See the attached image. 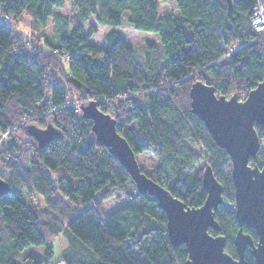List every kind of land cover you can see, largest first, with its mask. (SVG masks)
I'll return each instance as SVG.
<instances>
[{"label": "trees", "instance_id": "16d2710c", "mask_svg": "<svg viewBox=\"0 0 264 264\" xmlns=\"http://www.w3.org/2000/svg\"><path fill=\"white\" fill-rule=\"evenodd\" d=\"M173 1L177 14L160 16L156 0H0V177L10 184L0 197V264H50L59 237L66 248L55 264L186 263L187 247L172 245L158 200L140 194L98 143L82 113L92 103L111 115L136 156L157 158L142 171L186 206L205 202L203 172L211 167L224 204L215 212L220 229L210 233L225 236L237 257L232 162L192 113L190 89L202 81L242 100L262 81L256 0H232L230 9L226 0ZM66 3L73 14L60 12ZM125 14L127 27L157 38L140 57L118 29ZM24 15L33 21L31 40L15 24ZM50 22L51 36L41 34ZM97 25L110 29L101 48L92 41ZM49 126L59 136L41 145L37 135ZM255 127L262 146L250 165L261 168L264 126ZM111 199L123 203L106 215ZM245 264H256L247 252Z\"/></svg>", "mask_w": 264, "mask_h": 264}, {"label": "water", "instance_id": "95a60500", "mask_svg": "<svg viewBox=\"0 0 264 264\" xmlns=\"http://www.w3.org/2000/svg\"><path fill=\"white\" fill-rule=\"evenodd\" d=\"M226 1L230 9L232 0ZM190 98L192 113L204 122L216 144L227 151L232 162L234 213L238 223L234 238L237 257L226 251L225 236L210 233V230L218 232L220 229L215 212L224 204L223 187L210 166H206L203 172V189L207 193L205 202L198 208L188 207L142 171L135 152L118 133L116 122L110 114L101 111L96 103L84 107L82 113L92 122L98 143L107 147L126 168L137 191L158 200L167 215L172 245L187 247L188 259L185 264H245L246 252L255 259L256 264H264V166L250 165V160L256 158L262 146L255 126H264V77L242 100L237 95L218 96L214 86L202 81L192 84ZM37 136H41L39 142L42 145L59 134L49 126ZM9 191V182L0 177V197ZM244 227L256 233L257 242L245 232Z\"/></svg>", "mask_w": 264, "mask_h": 264}, {"label": "rangeland", "instance_id": "374dc122", "mask_svg": "<svg viewBox=\"0 0 264 264\" xmlns=\"http://www.w3.org/2000/svg\"><path fill=\"white\" fill-rule=\"evenodd\" d=\"M156 1H158L159 3L158 12L160 16H162L164 13H170L174 15L177 14V7L173 0L167 3L163 2L162 0H156ZM60 12H62L65 15L73 14L71 5L69 3H66L65 7L62 8ZM128 17H129V14H125L123 16L122 26L118 29L121 31L123 36L127 38L129 44L132 46V48H134L138 56L140 54V49L147 41H155V39L157 38L155 34L153 33H141V32L135 31L127 27L126 24H127ZM15 24H16L17 30H19V32L23 34L24 39L31 40L33 38L31 37L32 33L34 32L33 31V21L31 20L30 17L24 15L19 21H16ZM90 24H95L94 18L90 19L87 26ZM52 30H53V25H52V22H50L48 27L44 31H42L41 34H46L48 36H51ZM109 30L110 29L108 27H102V26L97 25V34L92 39L93 43L97 47L101 48L104 46V37L108 33ZM261 34L264 35V31H262ZM38 44L44 48L43 41L42 43H38ZM235 49L236 48H234L233 50ZM137 161L140 167L143 168L147 172H151L152 169L158 164L157 158H155L152 154H149V153L137 155ZM121 203L123 202H118L115 199H111L109 201L104 202L103 209L106 215H109L112 212H114L116 209H118L121 206ZM229 206H233L235 208V204L229 205ZM53 244H54V257H53V260L49 262L50 264H55L56 262L60 261L62 258V253H63L62 251L66 248V241L62 237L56 238ZM29 251H33L35 252L34 254L41 256L43 254V247H40V248L32 247L29 249Z\"/></svg>", "mask_w": 264, "mask_h": 264}, {"label": "built area", "instance_id": "2783aa9c", "mask_svg": "<svg viewBox=\"0 0 264 264\" xmlns=\"http://www.w3.org/2000/svg\"><path fill=\"white\" fill-rule=\"evenodd\" d=\"M251 24L253 30L258 33L264 31V0H256L252 7ZM78 111L77 109L75 110Z\"/></svg>", "mask_w": 264, "mask_h": 264}, {"label": "snow or ice", "instance_id": "6c2138e0", "mask_svg": "<svg viewBox=\"0 0 264 264\" xmlns=\"http://www.w3.org/2000/svg\"><path fill=\"white\" fill-rule=\"evenodd\" d=\"M262 166H264V165H262ZM252 177V176H251ZM251 177H250V180H249V182L251 181ZM181 211H183V209H181Z\"/></svg>", "mask_w": 264, "mask_h": 264}, {"label": "bare ground", "instance_id": "6f19581e", "mask_svg": "<svg viewBox=\"0 0 264 264\" xmlns=\"http://www.w3.org/2000/svg\"><path fill=\"white\" fill-rule=\"evenodd\" d=\"M241 46V45H240Z\"/></svg>", "mask_w": 264, "mask_h": 264}]
</instances>
